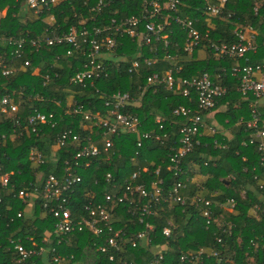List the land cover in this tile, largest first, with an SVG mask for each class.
Here are the masks:
<instances>
[{
	"label": "trees",
	"instance_id": "trees-1",
	"mask_svg": "<svg viewBox=\"0 0 264 264\" xmlns=\"http://www.w3.org/2000/svg\"><path fill=\"white\" fill-rule=\"evenodd\" d=\"M25 1L0 0V58L3 60L0 106L4 95L9 94L10 98L6 105L8 113L0 122V174H10L8 185L0 183V214L8 216L6 220L0 219V264L10 262L11 238L32 235L38 239L52 230L55 219L42 208L37 191L48 174H57L66 160L73 162L77 147L66 144L55 149L53 146L54 137L68 129L82 138L90 136L101 150L98 157L90 160L88 169L79 171L82 180L74 186L75 194L69 205L73 215L82 209L83 193H96L97 199L102 196L106 173H110L118 185L131 180L150 188L153 181L161 179L162 196L158 213L148 218L154 228L147 245L115 251L114 260L110 261L107 254L96 251L88 231L77 232L68 235L67 243L57 247L58 253L68 256L66 264H148L157 254L163 255L159 264H182L180 256L196 255L200 248L205 251L195 264H264V163L256 144L243 143L248 139L244 124L237 125L239 120L250 119L248 104L252 96L244 98L241 95L237 89L239 79L229 70L237 64L255 65L264 61V0H225L223 14L219 17L205 13L203 0H182L178 14L194 20L202 36L192 54L184 51L185 33L174 21L166 26L170 41L167 47L162 41L153 40L143 46L137 38L118 36V47L112 53L106 52L103 58L106 75L83 86L70 80L83 66L86 57L82 53L68 43L43 45L34 50L30 40L62 34L74 27L91 29L111 19L118 21L138 14L143 0H114L99 14L91 9L98 0H57L40 14L27 8ZM218 1L211 0L214 4ZM50 15L52 22L47 20ZM245 25L256 31V52L247 53V59L212 55L207 39L233 42L235 28ZM131 56L137 59L136 66H132ZM146 58L155 59L154 64H147ZM4 64L12 70L5 76L2 75ZM177 66H181V70L175 72V76L190 78L203 70L213 78L217 73L225 74L222 83L227 93L217 99L212 110H219L215 111V120L230 132V136L224 138L223 148L214 147L211 137H200L199 143L182 158L184 173L179 176L170 169L168 156L170 148L177 144L181 121L174 117L172 110L178 105L195 106V102L189 103L187 97L173 93L162 83L143 90L148 75ZM45 75L49 80L44 84ZM117 90L129 94L130 101L122 111L139 118L141 131L157 129L155 118L160 115L169 135L162 142L142 140V147H138L140 134L121 132L114 146L104 152L99 127L84 119L83 112L71 110L81 105L84 112L110 116L113 106H106L105 102L111 100ZM12 103L17 106L14 112L10 110ZM34 108L52 113L53 125L40 124L37 125L40 130L32 131L27 126V117ZM259 110L264 122V103ZM32 148L43 155L41 164L29 160ZM106 154L110 155L109 160ZM179 179L185 184L179 189L185 202L175 205L171 203L170 187ZM25 187L30 191L27 204L15 196ZM227 198L235 200L234 208L214 206ZM199 199L213 202L209 223L201 215L206 207ZM126 209L123 205L115 206L116 226L140 230L143 226L130 214L133 207L130 212ZM19 211L21 217L16 216ZM169 221L173 223L172 232L165 236L162 229ZM217 237H221L220 243ZM211 247L218 250L217 255L209 253Z\"/></svg>",
	"mask_w": 264,
	"mask_h": 264
},
{
	"label": "built area",
	"instance_id": "built-area-1",
	"mask_svg": "<svg viewBox=\"0 0 264 264\" xmlns=\"http://www.w3.org/2000/svg\"><path fill=\"white\" fill-rule=\"evenodd\" d=\"M56 1L26 0L25 2L27 8L40 14L44 10H49L50 5L55 4ZM113 1L98 0L91 9L94 13L99 14L104 7ZM224 4L225 0H219L216 4L212 3L211 0H203L204 11L211 17L221 16ZM181 5L182 0H143L142 8L138 14L126 16L118 21L111 19L110 22L100 26L94 25L91 29L86 26L74 27L62 34L53 33L48 37L31 39L30 45L34 50L43 47V45L50 46L62 43L72 45L86 58L82 68L71 76V82L79 86H83L87 82L92 84L93 80L101 78L103 74L106 75L103 58H105L106 52L112 53L118 47V36L128 35L137 38L139 44L143 46L149 45L153 40L162 41L163 46L167 47L170 41L166 26L174 21L181 26L185 33L184 51L188 55L192 54L194 48L200 44L202 36L194 20L178 14ZM49 18L53 20L52 15ZM140 27H142V30ZM208 32L209 29L204 34L205 38ZM234 33L236 40L230 43L207 39L213 56L247 59V53L257 51L256 31L250 25L237 26ZM129 59L132 60V66L137 65L138 61L134 59V56L129 57ZM145 61L147 64H154L155 59L146 58ZM2 63L3 60L0 58V65ZM25 64L28 65L29 62L26 61ZM180 70L181 66H177L175 69L168 68L162 73L155 72L148 75L146 85L143 88V90H146L148 87H155L162 83L173 93L187 97L189 103L195 102V106L178 105L172 110L174 117L181 120L177 129V144L170 148L171 151L168 154L170 169L176 176L184 173L182 158L193 150L194 144L199 143L200 137H211L214 147L223 148L225 146L224 138L230 136L229 133L223 132L216 126L214 114L215 111L219 110H212L217 99L227 93V87L222 83V76L225 74L217 73L216 77L213 78L208 71L203 70L197 76L190 78L175 76L174 73ZM229 70L232 75L239 79L237 89L241 95L244 98L252 96L248 104L250 119L246 121L239 120L237 123V125L244 124L248 136L247 141L243 143L256 144L258 150L261 151V161L264 163V122H262L259 110L264 103V61L255 65L246 64L241 66L237 64ZM11 71L5 64L3 65V76L8 75ZM48 80L49 76L45 75L44 84ZM9 101V94L1 98L0 122L3 116L8 113L6 105L9 104ZM129 101L130 96L127 92L117 90L111 95V100L105 102L106 106H113L109 111L110 116L84 112L81 105H77L71 111L74 113L83 112L84 119L99 127L104 152H108L114 146L115 138L121 132L140 134V139L137 141L138 147H142V140L162 142V139L169 135L164 129V118L156 115L157 129L152 128L141 131L139 118L132 113L122 111V108ZM10 110L12 112L16 111L17 106L13 103L10 104ZM205 111L208 112L203 114ZM52 117V113L46 114L34 108L29 111L27 126H30L32 131L40 130L37 125L44 123L53 125ZM17 125H19V122H17ZM66 144L77 147L76 153L73 155V162L70 163L66 160L65 165L59 169L57 174L50 173L45 177L39 191L35 188L39 192L42 208L55 219L53 228L38 239H35L32 235H27L23 239L20 237L11 238L8 250H11L12 257L8 264H66L68 256L58 253L57 247L67 243L68 235L83 231H88L91 234L92 244L96 251L107 254L110 261L114 260L113 253L115 251L121 252L128 247L145 246L149 243L154 225L148 218L158 213V205L162 196L161 179L153 181L150 188L143 183H133L131 180L126 181L124 185H118L114 183L111 174L106 173V187L102 188V196L97 199L96 193L87 195L83 193L84 203L81 205L82 209L73 215L69 205L72 202L71 196L75 194L74 186L82 180L79 171L80 169H88L91 165L90 160L98 157L101 150L90 136L82 138L79 134L72 132L71 129L64 130L54 137L53 146L55 149ZM28 157L35 164H41L44 158L35 148L29 151ZM106 159H110L109 154H106ZM9 176V172L0 174L1 185H8ZM184 187L185 184L180 179L172 184L170 187L172 204H184L185 199L179 194V189ZM15 196L21 203L27 204L30 200V191L27 187L20 188ZM198 201H201L206 207L201 210V215L205 218L206 223H209L213 216V210L210 207L213 202L209 199H199ZM118 205L126 206V212H130V207H133L130 214L134 215L135 220L143 227L137 231L122 226L117 227L116 221L118 218L114 208ZM214 206L220 209L224 207L234 208L235 200L227 198L223 201H217ZM16 216L21 217L22 212L19 211ZM1 218L6 220L8 216L0 214ZM10 220H13V217ZM172 227L173 223L169 221L163 227L162 233L165 236L170 235ZM220 242L221 237H217V243ZM215 249V247H211L209 253L214 256L217 255L218 250ZM204 251V248H200L196 255H190L189 257L182 255L180 261L182 264H195L196 261L201 259ZM162 256V254L155 255L148 264H159Z\"/></svg>",
	"mask_w": 264,
	"mask_h": 264
},
{
	"label": "rangeland",
	"instance_id": "rangeland-1",
	"mask_svg": "<svg viewBox=\"0 0 264 264\" xmlns=\"http://www.w3.org/2000/svg\"><path fill=\"white\" fill-rule=\"evenodd\" d=\"M5 11H6V10L3 11V14L5 13ZM47 20H48V22H49V21L52 22V20H51L50 18H48ZM220 109H221V111H222L223 108H220ZM215 124H216V126H217L220 130H222L223 132H227V133L230 134L229 129H226L224 126L218 124L216 120H215Z\"/></svg>",
	"mask_w": 264,
	"mask_h": 264
}]
</instances>
